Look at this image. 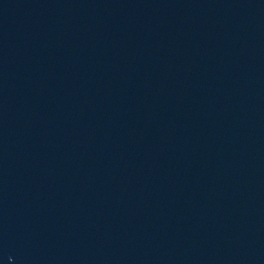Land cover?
Segmentation results:
<instances>
[{
    "label": "water",
    "instance_id": "1",
    "mask_svg": "<svg viewBox=\"0 0 264 264\" xmlns=\"http://www.w3.org/2000/svg\"><path fill=\"white\" fill-rule=\"evenodd\" d=\"M0 264H264V0H0Z\"/></svg>",
    "mask_w": 264,
    "mask_h": 264
}]
</instances>
